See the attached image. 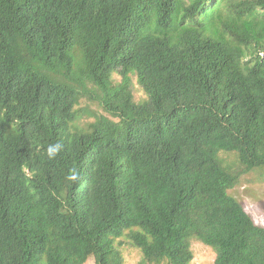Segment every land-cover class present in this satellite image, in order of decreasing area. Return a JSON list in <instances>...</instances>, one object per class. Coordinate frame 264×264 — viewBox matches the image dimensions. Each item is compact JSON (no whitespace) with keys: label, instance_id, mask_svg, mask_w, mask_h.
Segmentation results:
<instances>
[{"label":"trees","instance_id":"16d2710c","mask_svg":"<svg viewBox=\"0 0 264 264\" xmlns=\"http://www.w3.org/2000/svg\"><path fill=\"white\" fill-rule=\"evenodd\" d=\"M256 169L264 0H0V264H264Z\"/></svg>","mask_w":264,"mask_h":264},{"label":"rangeland","instance_id":"374dc122","mask_svg":"<svg viewBox=\"0 0 264 264\" xmlns=\"http://www.w3.org/2000/svg\"><path fill=\"white\" fill-rule=\"evenodd\" d=\"M115 76L117 79H121V75L115 73ZM132 90L135 100L143 101L146 99V94L137 82L136 77H133ZM79 109L81 113L79 122L81 125L96 121L99 114L104 113L103 108L97 101L87 99L82 100ZM230 193L243 205L257 224L264 226V176L260 169L252 170L243 175L240 182L230 190ZM120 241L125 264H159L145 260L142 250L131 244L127 238H122ZM191 244L194 257L189 264L214 263L216 253L213 248L197 238H194ZM85 264H96L95 258H89Z\"/></svg>","mask_w":264,"mask_h":264},{"label":"clouds","instance_id":"9594fccd","mask_svg":"<svg viewBox=\"0 0 264 264\" xmlns=\"http://www.w3.org/2000/svg\"><path fill=\"white\" fill-rule=\"evenodd\" d=\"M60 147L61 146L59 144L55 145L54 147H50L48 149L49 156H52L53 154H55L59 150Z\"/></svg>","mask_w":264,"mask_h":264}]
</instances>
